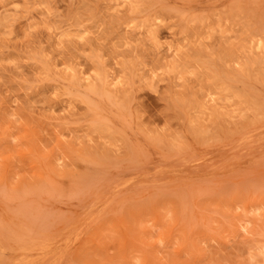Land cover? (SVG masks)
<instances>
[{
	"label": "rangeland",
	"instance_id": "rangeland-1",
	"mask_svg": "<svg viewBox=\"0 0 264 264\" xmlns=\"http://www.w3.org/2000/svg\"><path fill=\"white\" fill-rule=\"evenodd\" d=\"M0 264H264V0H0Z\"/></svg>",
	"mask_w": 264,
	"mask_h": 264
},
{
	"label": "bare ground",
	"instance_id": "bare-ground-1",
	"mask_svg": "<svg viewBox=\"0 0 264 264\" xmlns=\"http://www.w3.org/2000/svg\"><path fill=\"white\" fill-rule=\"evenodd\" d=\"M254 40V39H253ZM259 44V43H258ZM258 48V47H257ZM259 48H260V46H259ZM258 50V49H257Z\"/></svg>",
	"mask_w": 264,
	"mask_h": 264
}]
</instances>
